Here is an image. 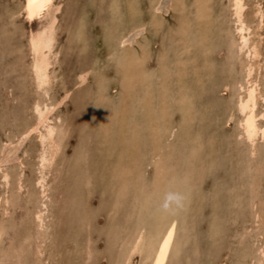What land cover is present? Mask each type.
<instances>
[{
	"label": "rangeland",
	"instance_id": "obj_1",
	"mask_svg": "<svg viewBox=\"0 0 264 264\" xmlns=\"http://www.w3.org/2000/svg\"><path fill=\"white\" fill-rule=\"evenodd\" d=\"M20 1L0 0V224L6 226L0 238V264H27L26 258L30 264L31 252L33 264H117L122 242L137 220L142 217L154 224L158 219V187L162 193L169 187L186 191L184 200L188 201L180 219L174 211L169 212L184 221L176 223L182 243L169 264H253L246 253L249 244L257 240L259 225L251 223L248 195L251 182L256 183L259 195L254 201L262 200L257 206L263 204L259 209L264 214V173L258 171L264 160V140L255 142V148L260 149L252 159L244 140L237 137V114L232 113V119L226 121L237 91L235 84L241 79L239 60L247 59V48L237 54L234 45L237 34L232 0L52 1L58 10L49 70L52 78L46 95L35 88L29 76L27 43L28 34L46 18L28 22L15 15ZM244 2L242 20L253 26L248 27L254 34L250 39L260 40L263 54L264 0ZM128 67H132L131 75ZM166 67L174 74L169 76ZM128 76L135 80L129 83ZM39 95L52 103L49 121L56 126L57 145L52 161L40 169L46 184L40 225L31 220L30 204L39 189L33 183L40 172L36 166L37 133L19 143L5 142L31 120L30 105ZM120 119L124 131H119ZM17 158L25 163L20 195L13 194L20 170ZM7 171L9 182L5 185L1 175ZM4 197L9 200L7 206ZM135 205L146 208L137 213ZM259 230L264 239V228Z\"/></svg>",
	"mask_w": 264,
	"mask_h": 264
},
{
	"label": "bare ground",
	"instance_id": "obj_2",
	"mask_svg": "<svg viewBox=\"0 0 264 264\" xmlns=\"http://www.w3.org/2000/svg\"><path fill=\"white\" fill-rule=\"evenodd\" d=\"M52 1L54 0H21L20 1V4L18 6V9H16L15 13L13 11V13L15 15H21L24 20L28 21V22H32V21H35V20H39L40 18L42 17H45L46 18V22L45 23H42L39 25V27L33 31L30 32V34H28V38H27V43H28V47H29V50H30V58L31 60L29 61L28 63V72H29V76L32 80V83L33 85L35 86V88L37 90H40L43 92L42 95H46V91L45 89H47V87H49V84L51 82V75H50V67L52 65L51 63V56H52V44H53V41H54V37H55V22H56V17H55V12L58 10L57 7L53 6L52 4ZM178 1V0H177ZM198 1V0H197ZM246 1V0H245ZM180 2V1H179ZM203 2H205V0H203ZM208 2V1H207ZM18 3V2H17ZM175 4H178L179 7H180V4L181 3H175ZM199 4V3H198ZM202 4V3H201ZM254 4H257V3H254ZM253 4V5H254ZM55 5V4H54ZM174 6V4H173ZM200 6V5H199ZM258 6V5H256ZM255 6V7H256ZM260 6V5H259ZM253 7V6H252ZM174 8V7H173ZM175 8L177 9V7L175 6ZM198 8V7H197ZM196 8V9H197ZM200 8V7H199ZM203 8H204V5H203ZM244 8H245V2L244 0H232L231 1V9H232V14L231 16H234L235 17V26L233 30L236 31V34H237V39L234 43V45L238 48H236L237 50L239 49H243V48H247L245 49L246 51L245 52V56L247 57V59L245 58V60H239L240 64H239V68H238V71L241 75V79L239 80V82H237L235 84V86L237 87V91L234 93L233 95V100L231 101V105H230V112L227 113L228 116H227V119L226 121H230L232 119V113H235L237 114V119H235V116H234V120L236 122V129H237V137H240L241 139L244 140V142L246 143V152L248 153V155L252 158V155H254V153L256 152V150L259 148L260 149V146L258 148H255V142L256 141H262L264 140V53L263 54H260V51H259V47L261 45H259V41H255L254 39H250V36L251 35H254V34H251L250 32V29L248 27H251V25L247 26V24L244 22V20H242V12L244 11ZM257 8V7H256ZM256 8L254 10H256ZM260 9V7H258ZM179 9V8H178ZM201 9V8H200ZM197 11V15H199V10ZM204 10V9H203ZM252 11V10H251ZM259 11V10H258ZM261 12V11H259ZM252 13V12H251ZM262 13V12H261ZM132 15V13H130ZM256 14V13H254ZM188 15V14H187ZM252 15V14H250ZM261 15V14H260ZM189 16V15H188ZM204 20V17L201 16ZM255 17V16H253ZM258 17V16H257ZM262 17V16H260ZM207 18V17H206ZM252 18V17H251ZM259 18V17H258ZM201 19V18H200ZM260 20L262 18H259ZM198 20V19H196ZM252 20H255L254 18ZM205 21V20H204ZM249 21V24L252 23V21L249 19L247 20ZM246 21V22H247ZM251 21V23H250ZM258 21V20H257ZM255 20V22H257ZM27 22V23H28ZM186 22V21H185ZM198 22V21H197ZM254 22V21H253ZM262 23V22H261ZM186 24V23H185ZM192 24V23H191ZM199 24V23H198ZM201 24V23H200ZM205 24V23H203ZM254 24V23H253ZM259 25V24H258ZM192 26V25H191ZM217 26V25H216ZM257 26V25H256ZM182 27V26H181ZM180 27V29H181ZM232 27V28H233ZM253 27V26H252ZM251 27V28H252ZM186 28H187V25H186ZM215 28V27H214ZM213 28V30H214ZM218 28V27H217ZM216 28V29H217ZM221 28V27H220ZM176 29V28H175ZM179 29V30H180ZM201 29V28H200ZM219 29V28H218ZM225 29V28H224ZM170 30V29H169ZM177 30V29H176ZM186 30V29H185ZM202 30V29H201ZM222 30V29H221ZM256 30V29H254ZM253 30V31H254ZM216 31V30H215ZM252 31V30H251ZM173 32V31H172ZM205 32V31H203ZM226 32V31H225ZM234 32V31H233ZM256 31H254L255 33ZM216 33V32H214ZM221 33V32H220ZM22 34V33H21ZM179 34L180 35H183V31L180 32L179 31ZM257 34V33H256ZM179 35V36H180ZM252 37V36H251ZM236 38V37H235ZM254 38V37H253ZM234 39V37H233ZM232 39V40H233ZM232 40H231V43H232ZM198 41V40H197ZM214 41V39H213ZM216 41V40H215ZM229 41V40H228ZM230 42V41H229ZM183 43V42H182ZM187 43V42H186ZM26 46V45H25ZM229 46V45H227ZM233 46V45H232ZM232 46H230V48H232ZM188 48V47H185V49ZM214 48V47H213ZM235 48V47H234ZM167 49V48H166ZM129 50V49H127ZM231 50V49H230ZM237 50H233L232 48V51H236ZM241 50H239V53L237 54H240ZM261 50V48H260ZM161 51V50H160ZM229 51V49H228ZM235 52V53H236ZM126 53V52H125ZM132 53V51H131ZM134 53V52H133ZM234 53V52H233ZM243 53V52H242ZM130 54V53H129ZM126 55V54H125ZM124 55V56H125ZM242 55V54H241ZM129 56V55H128ZM137 56V54H136ZM237 56V55H236ZM244 56V54L242 55ZM127 57V55L125 56ZM138 58V57H137ZM174 58V57H173ZM238 58V57H237ZM257 58H260V60H254V59H257ZM122 59V58H121ZM235 59V58H234ZM132 60V59H131ZM134 61V60H133ZM142 61V60H141ZM162 61V60H161ZM233 61V60H232ZM140 62V61H139ZM157 62V61H156ZM182 62V61H181ZM235 62V61H234ZM237 62V61H236ZM166 64V63H165ZM160 65V64H159ZM163 65V64H162ZM175 65V63H174ZM236 65V63H235ZM133 66V65H132ZM140 67V66H139ZM234 67V66H233ZM144 68V67H143ZM167 68V67H166ZM164 68V70H166L165 72H167L168 74L170 73L169 72V69L167 68ZM146 69V68H145ZM222 69V68H221ZM126 70L128 71V73L130 74L132 71V67H128L126 68ZM140 70V69H139ZM223 70V69H222ZM137 71V69L135 70ZM144 71V70H143ZM147 71V70H145ZM159 71V69H158ZM113 72V71H112ZM138 72V71H137ZM136 72V73H137ZM174 72V71H173ZM52 73V72H51ZM127 73V72H126ZM159 73V72H158ZM55 74V72H54ZM121 74V73H120ZM132 74V73H131ZM130 74V75H131ZM174 73H170L169 76L173 75ZM236 74H237V71H236ZM124 75V74H122ZM143 75V74H142ZM126 76V75H125ZM82 77V76H81ZM143 77V76H142ZM141 77V78H142ZM124 78V77H123ZM130 78V76H128V79ZM134 78V77H133ZM145 78V77H143ZM142 78V79H143ZM159 78V77H158ZM161 78V77H160ZM171 78V77H170ZM55 79V78H54ZM141 79V80H142ZM146 79V78H145ZM149 79V78H148ZM163 79V78H162ZM53 80V79H52ZM76 80V78H75ZM81 80V79H80ZM122 80V78H121ZM127 80V79H126ZM133 79L130 78V81L129 83L132 81ZM135 80V79H134ZM133 80V81H134ZM136 80H138L136 78ZM166 81V79H164ZM160 81V80H159ZM163 81V82H165ZM77 82V81H76ZM79 82V81H78ZM143 82V81H142ZM162 82V81H161ZM162 82V84H163ZM173 82V81H172ZM175 82V80H174ZM234 82V81H233ZM85 83V82H84ZM144 83V82H143ZM160 83V82H158ZM166 83V82H165ZM164 83V84H165ZM137 84V83H136ZM174 84V83H173ZM135 85V84H134ZM161 85V83H160ZM33 86V87H34ZM129 86V85H128ZM131 86V85H130ZM135 86H138V85H135ZM143 86V84H142ZM185 86V85H184ZM188 86V85H187ZM186 86V87H187ZM133 87V86H132ZM131 87V88H132ZM172 87V86H171ZM125 88V87H124ZM130 88V87H129ZM137 88V87H135ZM174 88V87H173ZM51 89V87H50ZM99 89V88H98ZM142 89V87H141ZM145 89V88H144ZM153 89V88H152ZM163 89V88H161ZM159 89V90H161ZM121 90H123L121 88ZM134 90V88H133ZM50 91V90H49ZM128 91V90H126ZM131 91V89H130ZM100 92V91H98ZM132 92V91H131ZM136 92V91H135ZM148 92V91H147ZM152 92V90L150 91ZM156 92V91H155ZM129 93V91H128ZM133 93V92H132ZM159 93V92H158ZM158 93H155V94H158ZM36 94V93H35ZM41 94V93H40ZM99 94V93H98ZM123 94V93H122ZM130 94V93H129ZM160 94V93H159ZM124 95V94H123ZM123 95L121 97H123ZM126 95V93H125ZM148 94H146L147 96ZM49 96V95H48ZM129 98H130V95H128ZM133 96V95H132ZM139 96V95H138ZM141 96V95H140ZM144 96V95H143ZM149 96V95H148ZM46 97V96H45ZM125 97V96H124ZM123 97V98H124ZM136 97V96H135ZM34 98V97H33ZM140 98V97H139ZM112 99V98H111ZM125 99V98H124ZM123 99V100H124ZM132 98H130V101H131ZM141 99V98H140ZM151 99V98H150ZM160 99V97H159ZM162 99V98H161ZM191 99V98H190ZM139 100V99H138ZM146 101H148V98L145 99ZM163 100V99H162ZM170 100V99H169ZM56 101V100H55ZM114 101V100H113ZM132 101H134L132 99ZM153 101V100H152ZM158 101V100H157ZM53 102V101H52ZM128 102V101H127ZM136 102V101H135ZM159 103L161 102V100L158 101ZM15 103V102H14ZM58 103V102H57ZM60 103V102H59ZM145 103V102H144ZM152 103V102H151ZM155 104H158L154 101ZM153 103V104H154ZM162 103V102H161ZM160 103V104H161ZM16 104V103H15ZM54 104V103H53ZM128 104V103H127ZM147 104V102L145 103ZM153 104H151L153 106ZM154 104V105H155ZM168 104V103H167ZM29 105V104H28ZM174 105V104H173ZM131 106V105H130ZM150 106V105H149ZM159 106V105H158ZM163 106V105H162ZM125 107V106H124ZM148 107V105H147ZM192 107V106H191ZM29 108V107H28ZM30 110L32 112V118L29 122H26L25 125L23 126V128L18 132V134L16 133V136L14 137L13 136V139L11 138H8L5 142L6 144L8 143H13L14 141H16L17 143H19L21 140L29 137V135L33 134V133H37L36 136H34L39 143V146L37 148V163H36V166H38V170L40 171L38 173V176H36L33 179H31V181L33 180V183L38 186L36 187L38 189V192L36 190V194L34 195L35 197H33L34 199L32 200V202L30 203L31 204V207L32 210H31V220L33 222H35L36 224H39L40 225V222H41V215H42V212H43V207H44V202H42V197L44 196V192L46 191L45 190V185H44V177L42 175V171L40 169H42L43 167H45V165L52 161L53 159V155H54V147L57 146L55 144V125H53L50 121H49V114L51 113L52 111V103H48L46 101V99H44V97L42 98L40 95L39 96H36L31 105H30ZM131 108V107H130ZM137 108V107H136ZM141 108V107H140ZM155 108V106H154ZM153 108V109H154ZM126 109V108H125ZM128 109V107H127ZM132 109V108H131ZM138 109V108H137ZM156 109V108H155ZM175 109V108H173ZM96 110V109H95ZM142 110V108H141ZM159 110V109H158ZM97 111V110H96ZM117 111V110H115ZM134 111V110H133ZM132 111V112H133ZM30 112V111H29ZM99 111H97L98 113ZM127 112V111H126ZM180 112V111H179ZM95 113V112H94ZM120 113V112H118ZM125 113V112H124ZM139 113V112H138ZM181 113V112H180ZM129 114L130 116V113H127ZM132 114V113H131ZM134 114V113H133ZM182 114V113H181ZM53 115V114H52ZM137 115V114H136ZM148 115V114H147ZM123 116V115H122ZM121 116V117H122ZM128 116V117H129ZM135 115H133L134 117ZM27 117V115H26ZM31 117V116H30ZM115 117V116H114ZM125 117V116H124ZM122 117V118H124ZM99 118V117H98ZM126 118V117H125ZM124 118V119H125ZM140 117L137 116L136 119H138ZM101 119V118H100ZM105 119V118H104ZM135 118H133L134 120ZM57 120V119H56ZM55 120V122H56ZM61 120V119H60ZM116 120V118H115ZM109 121V120H108ZM117 121V120H116ZM119 121V120H118ZM121 121V119H120ZM130 121V120H129ZM132 121V120H131ZM137 121V120H136ZM140 121V119H139ZM58 122V121H57ZM107 122V121H106ZM122 122V125L121 123L118 124V126H120L119 128V131L120 129L122 130L123 128V120L121 121ZM124 122H127V121H124ZM133 122V121H132ZM138 122V121H137ZM225 122V121H224ZM234 122V123H235ZM59 123V122H58ZM135 123V122H133ZM57 124V123H56ZM127 124V123H126ZM138 124V123H137ZM229 124V123H228ZM135 125V124H134ZM235 125V124H234ZM125 126V125H124ZM136 126V125H135ZM138 127V126H137ZM125 128V127H124ZM127 128V127H126ZM130 128V127H129ZM99 130V129H98ZM101 130V129H100ZM116 130V128H115ZM114 130V131H115ZM125 129H123L124 131ZM234 131V130H233ZM122 132V131H121ZM236 132V131H235ZM234 132V133H235ZM124 133V132H123ZM214 133V132H213ZM231 134V133H230ZM116 136V134H114ZM149 135V134H148ZM191 135V134H190ZM219 135V134H218ZM100 136V135H99ZM111 136V135H110ZM117 136H118V133H117ZM124 136V134H123ZM122 136V138H124ZM230 136V135H228ZM234 137V136H233ZM14 138H16V140H14ZM102 138V137H101ZM107 138V137H106ZM130 139V138H128ZM108 140V139H107ZM236 140V139H235ZM234 140V141H235ZM241 141V140H240ZM221 142V141H220ZM230 142V141H229ZM236 142H239L238 140ZM235 142V144H237ZM243 142V143H244ZM234 143V142H233ZM240 143V142H239ZM242 143V144H243ZM15 144V143H14ZM234 144V145H235ZM262 144V142H261ZM132 145V144H131ZM244 145V144H243ZM259 145V144H258ZM21 146V145H20ZM227 146V145H226ZM245 146V145H244ZM243 146V148H245ZM257 146V145H256ZM35 149V148H34ZM240 148H238L239 150ZM33 150V149H32ZM134 150V149H133ZM234 150V149H233ZM241 152L242 154L244 153V151ZM264 150V148H263ZM56 151V150H55ZM230 151V150H229ZM27 152V151H26ZM59 152V151H58ZM226 152V151H224ZM240 152V150L238 151ZM36 153V152H35ZM57 153V152H56ZM260 153V151L258 150V152L256 154ZM58 154V153H57ZM241 154V155H242ZM255 154V155H256ZM138 155V154H137ZM261 155V154H260ZM35 156V155H34ZM194 156V155H193ZM244 156V159H245V156L247 158V155L246 153L243 154ZM242 156V158H243ZM257 156V155H256ZM264 156V155H263ZM1 157V156H0ZM139 157V156H138ZM262 157V155H261ZM250 158V159H251ZM264 157H262L263 159ZM232 159V158H231ZM253 159V158H252ZM261 159V160H262ZM140 160V159H139ZM220 160V159H219ZM256 160V158H255ZM260 160V159H259ZM19 164L18 167H19V172L16 176V182H15V186H14V195H20V191L21 189H23V183H22V180H21V171H22V166H23V163L24 162H21L19 160V158H17L16 160ZM222 161V160H221ZM7 162V161H6ZM225 162V160H224ZM256 162L258 161H255L254 164H256ZM227 163V162H226ZM231 163V162H230ZM259 163V162H258ZM7 164V163H6ZM25 164V163H24ZM34 164V163H33ZM72 164V163H71ZM262 164V166H261ZM259 166H261L260 170L258 169V171H261V173H264V160H263V163H261ZM34 166V165H33ZM164 166V165H163ZM246 166V165H245ZM257 166V165H256ZM258 166V168H259ZM156 167V166H155ZM250 167V165H249ZM157 168V167H156ZM164 168V167H163ZM248 168V167H246ZM251 168V167H250ZM249 168V169H250ZM2 170V169H1ZM158 170V169H156ZM221 170V169H220ZM159 171L160 168H159ZM246 171V170H245ZM33 172V171H32ZM237 172V171H236ZM243 172V171H242ZM250 172V171H249ZM248 172V173H249ZM253 172V171H252ZM4 174L1 175L2 176V180L4 181V184L6 185L8 182H9V174L8 171L7 173L6 172H3ZM36 173V172H34ZM260 173V172H258ZM2 174V173H1ZM169 174V173H168ZM236 174V173H235ZM247 174V173H246ZM256 174V173H255ZM15 175V174H14ZM122 175V174H121ZM120 175V176H121ZM248 175V174H247ZM123 177V176H122ZM183 177V176H182ZM237 177V176H236ZM246 177V176H245ZM261 177V176H260ZM11 178V177H10ZM73 178V177H72ZM208 178V177H207ZM263 178V176H262ZM184 179V178H183ZM246 178H244L243 180H245ZM248 179V178H247ZM259 179V182L260 180H262L261 178H258ZM257 179V180H258ZM1 180V179H0ZM190 180V179H189ZM55 181V180H54ZM227 181V180H226ZM229 181V180H228ZM187 182V181H186ZM190 182V181H188ZM187 182V183H188ZM247 182V181H246ZM3 183V182H1ZM226 183V182H225ZM245 183V181H244ZM263 183V182H262ZM261 183V186H263V184ZM168 184V183H167ZM3 185V184H2ZM33 185V187L35 186ZM49 186V185H48ZM47 186V187H48ZM248 186V185H247ZM53 187V186H52ZM226 187V186H225ZM224 187V188H225ZM27 188V187H26ZM54 188V187H53ZM248 188V187H247ZM260 188V187H259ZM263 188V187H262ZM5 189V188H4ZM35 189V187H34ZM157 190L155 191V196H156V200H155V203H157V211H158V219L157 220H154V224H149L147 222H145L143 220V218H139V220H137V223L136 225L134 226L133 229H131L130 232H128L127 236L125 237L124 241L122 242V252L120 254V257L118 256V261H117V264H132L133 262V259L135 257H137L138 259L135 261V264H169V261H171V257H172V254H177L180 247H181V243H182V240L181 242H179V240L181 239L177 232L179 230V226H177V222H184V221H180V216L183 215V208L186 207L188 205V201L184 200L183 202V206L179 209H176L174 210L175 214H178L179 215V219L176 218V217H171V215L169 216V212H164L162 211L160 208H159V203L163 197V194L164 192L162 193V190H161V187H158L156 188ZM226 189V188H225ZM221 190V189H220ZM247 190V189H246ZM264 190V189H262ZM6 191V190H5ZM50 191V190H49ZM48 191V192H49ZM185 195V197H187V194L185 193L186 191H182ZM202 192V190H201ZM4 193V192H3ZM249 193L250 195H248V207L250 208L251 210V218H252V221L251 223L254 224V226H258L256 229H257V233L255 235V238L257 240H255L256 242L252 243V244H249L248 248H247V255L248 256V259L250 257V259L253 261V264H264V239H261L262 238V232H258L260 231V227L264 228V214H261V211H260V205L262 203H260L259 205V208H258V203L259 201L261 202L262 200H258V202H255V198H257V195H259L258 193V187L256 185V183L254 182H251L250 184V190H249ZM7 194V192H6ZM47 194V193H46ZM124 195V193H122ZM145 194V193H144ZM247 194V193H246ZM261 194V193H260ZM1 195V194H0ZM13 195V196H14ZM58 195V194H57ZM2 198H3V195H1ZM0 196V197H1ZM5 196V195H4ZM150 196V195H149ZM204 196V195H203ZM244 196V195H243ZM7 197V196H6ZM16 198V197H15ZM32 198V197H31ZM205 198V197H204ZM1 199V198H0ZM45 199V198H44ZM82 199V198H81ZM127 199V198H126ZM148 199V198H147ZM147 199H144V203H146ZM187 199V198H186ZM222 199V198H221ZM259 199V198H258ZM5 200V197L3 199V201ZM25 200V199H24ZM27 200V198H26ZM51 200V199H50ZM49 200V201H50ZM88 200V199H87ZM120 200V199H119ZM150 200V199H149ZM12 201V200H11ZM14 201V200H13ZM118 201V199H117ZM208 201V200H207ZM26 202V201H25ZM242 202V201H241ZM9 203V200H5L4 201V205L7 206V204ZM17 203V202H16ZM13 204V203H12ZM129 204V203H128ZM226 204V203H225ZM237 204V203H236ZM1 205V204H0ZM11 205V204H10ZM131 205V204H129ZM263 205V204H262ZM17 206V205H16ZM236 206V205H235ZM240 206V205H239ZM225 207V206H224ZM12 208H13V205H12ZM15 208V207H14ZM17 208V207H16ZM20 208V207H19ZM135 208H136V205H135ZM144 208V209H143ZM145 206L144 205H139V207L136 208V210L138 211L137 213H142L143 210H145ZM2 209V207L0 208ZM5 209V207H3V210ZM10 209V208H9ZM241 209V208H240ZM239 209V210H240ZM248 209V208H247ZM27 210V209H25ZM262 210V209H261ZM171 212V211H170ZM182 212V213H181ZM231 212V211H230ZM245 212V210H244ZM249 212V211H248ZM185 213V212H184ZM224 214V213H223ZM247 214V213H246ZM141 216L143 214H140ZM241 215V214H240ZM243 215V214H242ZM249 215V213H248ZM24 216H27L24 215ZM29 216V215H28ZM152 216V215H151ZM185 216V215H183ZM25 218V217H24ZM120 218V217H119ZM216 218V216H215ZM239 218V217H238ZM241 218V217H240ZM245 218V217H244ZM247 218V217H246ZM20 219V218H19ZM27 219V218H26ZM30 219V216L28 218V220ZM249 219V218H248ZM23 220L20 219V221ZM26 220V221H28ZM123 220V219H122ZM152 220V219H151ZM221 220V219H220ZM230 220V219H229ZM31 221V223H32ZM45 221V220H44ZM248 221V222H249ZM25 222V221H24ZM30 222V220H29ZM27 223V222H25ZM247 223V222H246ZM250 224V223H249ZM0 238L1 236L4 234L5 230H6V226L5 225H2L0 224ZM246 225V224H245ZM243 226V225H242ZM40 227V226H39ZM217 227V226H216ZM244 227H248V226H244ZM242 227V228H244ZM38 228V226H36V229ZM252 228V226H251ZM255 229V231H256ZM246 230V229H245ZM115 231H116V228H115ZM121 231V230H120ZM119 231V232H120ZM188 231V230H187ZM250 231V229H249ZM248 229H247V232H249ZM252 232V231H251ZM238 233V232H236ZM112 234H115L112 232ZM223 234V232H222ZM117 235V234H116ZM120 235V234H119ZM180 235V234H179ZM39 236V235H37ZM41 236V235H40ZM121 236V235H120ZM187 237V236H186ZM224 237V236H223ZM120 238V237H119ZM226 238V237H225ZM112 239V238H111ZM114 239V237H113ZM223 239V238H222ZM38 240V239H37ZM114 241V240H113ZM251 241V240H250ZM253 241V240H252ZM11 244V243H9ZM27 244V243H26ZM243 244V242H242ZM12 245V244H11ZM20 246L23 245L22 243L19 244ZM34 245V244H33ZM5 246V245H4ZM33 247V246H32ZM5 248V247H4ZM15 248V246H14ZM20 248V247H19ZM40 248V247H39ZM222 248V247H221ZM28 249V247H27ZM74 249V248H73ZM1 250V248H0ZM9 250V249H8ZM11 250V248H10ZM33 250V249H32ZM12 251V250H11ZM10 251V253H11ZM15 251V250H13ZM12 251V254H15L14 252ZM20 250L18 249V252ZM31 251V250H30ZM85 251V250H84ZM16 252V255L17 253ZM25 253V252H24ZM29 253V252H28ZM32 253V254H31ZM29 254L32 255L33 257V253L34 252H31ZM20 255V253H19ZM226 255V254H225ZM224 255V256H225ZM3 256V255H2ZM13 256V255H12ZM246 256V255H245ZM14 257V256H13ZM20 257V256H19ZM30 256V264H33V262H36L33 258V260L31 259L32 258ZM1 258V257H0ZM3 258V257H2ZM226 258V256H225ZM20 259V258H19ZM99 259V258H98ZM222 259V258H221ZM245 259V257H244ZM31 260L33 261L31 263ZM41 259H39L40 261ZM84 261V260H83ZM26 262L27 264L29 263L27 261V258H26ZM80 262V261H79ZM225 262V261H224ZM38 263V261H37ZM36 263V264H37ZM44 263V262H43ZM223 263V262H222ZM252 263V262H251ZM172 264V263H171Z\"/></svg>",
	"mask_w": 264,
	"mask_h": 264
},
{
	"label": "clouds",
	"instance_id": "obj_3",
	"mask_svg": "<svg viewBox=\"0 0 264 264\" xmlns=\"http://www.w3.org/2000/svg\"><path fill=\"white\" fill-rule=\"evenodd\" d=\"M184 199L185 195L181 190L169 187L163 194L159 208L164 212L174 211L183 206Z\"/></svg>",
	"mask_w": 264,
	"mask_h": 264
}]
</instances>
